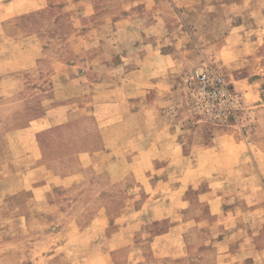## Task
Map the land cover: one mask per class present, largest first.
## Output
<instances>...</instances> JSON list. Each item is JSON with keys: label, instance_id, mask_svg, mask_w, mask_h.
<instances>
[{"label": "rangeland", "instance_id": "rangeland-1", "mask_svg": "<svg viewBox=\"0 0 264 264\" xmlns=\"http://www.w3.org/2000/svg\"><path fill=\"white\" fill-rule=\"evenodd\" d=\"M46 2L0 13V264H264V0Z\"/></svg>", "mask_w": 264, "mask_h": 264}, {"label": "crops", "instance_id": "crops-1", "mask_svg": "<svg viewBox=\"0 0 264 264\" xmlns=\"http://www.w3.org/2000/svg\"><path fill=\"white\" fill-rule=\"evenodd\" d=\"M23 1H26V0H6V1L3 0L2 4L0 5V13L5 14V15L6 14L19 13L20 12L19 8H21L20 6H21V3ZM27 1H29V0H27ZM46 1L47 0H37V3H44L45 2V4H43L40 8H47L49 6H46V3H47ZM3 19H6V18H3ZM16 47L18 49H17V55H15V57L14 56L13 57H10V56L5 57V54L0 53V62H14L17 66L15 68V70H11L10 72H7L4 75H0V96L4 97V98L7 96H10V95H15L11 92V89L5 88L7 83H9V80L12 78H14V79L19 78L23 73H25L27 71V69H25V67H24L25 66L24 61H22L23 45L20 42L19 44H17ZM38 49H39V53L37 54L36 59L40 57V52L43 51V49L41 47H39V48L33 47L32 48V50H34V51H36ZM27 53H29V51H25V55ZM13 89H14V87H13ZM63 110H64V108L62 106H58V107L51 109L49 111L47 110V112L45 114H43V116L41 118H37L36 120L31 121L29 125L37 127L36 132H38L40 130H45L46 128L53 126L55 124H60V123H62V121L61 122H55L53 120V117H54V114H57L58 112H62Z\"/></svg>", "mask_w": 264, "mask_h": 264}, {"label": "built area", "instance_id": "built-area-1", "mask_svg": "<svg viewBox=\"0 0 264 264\" xmlns=\"http://www.w3.org/2000/svg\"><path fill=\"white\" fill-rule=\"evenodd\" d=\"M199 83L203 89H208L211 85L215 86L218 91H222L223 85L219 78H212L209 74L203 72L198 75Z\"/></svg>", "mask_w": 264, "mask_h": 264}]
</instances>
